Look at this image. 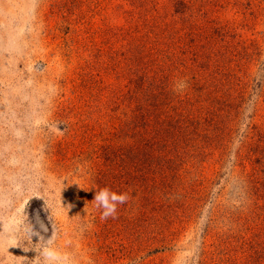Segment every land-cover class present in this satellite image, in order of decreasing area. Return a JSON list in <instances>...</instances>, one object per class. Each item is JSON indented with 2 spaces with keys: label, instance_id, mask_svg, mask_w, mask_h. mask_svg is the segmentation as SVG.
<instances>
[{
  "label": "rangeland",
  "instance_id": "1",
  "mask_svg": "<svg viewBox=\"0 0 264 264\" xmlns=\"http://www.w3.org/2000/svg\"><path fill=\"white\" fill-rule=\"evenodd\" d=\"M156 49L180 62L142 128ZM37 212L42 264H263L264 0H0L3 264H35Z\"/></svg>",
  "mask_w": 264,
  "mask_h": 264
},
{
  "label": "clouds",
  "instance_id": "2",
  "mask_svg": "<svg viewBox=\"0 0 264 264\" xmlns=\"http://www.w3.org/2000/svg\"><path fill=\"white\" fill-rule=\"evenodd\" d=\"M181 86L183 87L186 85L182 84ZM58 130H59V126H58ZM63 187H65L64 184L62 188ZM93 200L95 201V207L101 213V218L107 220L110 217L114 218L117 214L118 207L128 202L129 194L127 192L113 191L109 187H103V188L95 189V195ZM60 203H61V190H60ZM68 207L70 208L72 207V205H69ZM47 220L51 223V220L49 219V215L47 216ZM48 231H49L48 226L45 224L44 220L41 219L39 212H37L35 213L32 219H29V217L27 216L26 220L16 229L14 233H12L11 238L15 241V244L10 246L23 248L25 252H28L29 250H34L37 253V255L32 260L35 261V264H42V261L37 260L36 257L42 256L45 260L49 258V254L46 251V249L50 246L51 236L50 238L45 239V236L42 234V233H47ZM33 237L37 238L36 243H33ZM29 244L32 245L39 244L41 245V247L39 249H37L36 247H28ZM0 264H3L2 259H0Z\"/></svg>",
  "mask_w": 264,
  "mask_h": 264
},
{
  "label": "trees",
  "instance_id": "3",
  "mask_svg": "<svg viewBox=\"0 0 264 264\" xmlns=\"http://www.w3.org/2000/svg\"><path fill=\"white\" fill-rule=\"evenodd\" d=\"M161 50L162 49L160 50L156 49L155 50L156 52L153 50L151 53H149V56H152L150 61L147 58L146 59L148 61L142 58L143 59L142 62H144L143 64H148L149 67L150 65L155 66L156 71H158L159 69L161 70L160 73H157V76L154 77L152 75H149V73H147L146 75L148 76L142 77L141 79H139V81L137 80L136 83V87H137L136 89H138V97L133 98V100H137V110L136 112L134 111V114L136 116V119H139V121L137 122L138 126L142 128L143 126H150L154 122V118L151 119L152 121L150 120L151 118L150 116H152L151 114V109H152L151 107L153 105L152 101L155 97L154 93L159 88L165 91L164 87H161L159 84L153 83V81L155 80L154 78H157V80H162L163 78L166 79L167 75H164L165 72L163 70L166 69V73H167L168 68H171V65L174 64L176 60L177 62H180V60H178V56L174 55L175 53H163V51L161 52ZM155 53L157 54V56H159L158 58L154 57ZM182 60L183 59H181V61ZM155 72L153 73V75L155 74ZM136 79H138V77ZM163 94L165 93H161V95ZM149 123L150 125H148ZM35 201L36 200H34V202ZM238 264H244V263H238Z\"/></svg>",
  "mask_w": 264,
  "mask_h": 264
}]
</instances>
